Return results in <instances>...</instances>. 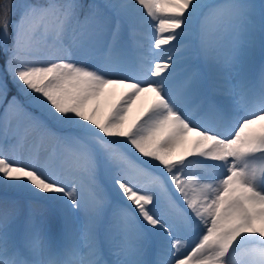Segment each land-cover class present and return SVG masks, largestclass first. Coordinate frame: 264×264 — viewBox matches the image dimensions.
I'll return each instance as SVG.
<instances>
[{
    "label": "snow or ice",
    "instance_id": "6c2138e0",
    "mask_svg": "<svg viewBox=\"0 0 264 264\" xmlns=\"http://www.w3.org/2000/svg\"><path fill=\"white\" fill-rule=\"evenodd\" d=\"M0 264H264V0H0Z\"/></svg>",
    "mask_w": 264,
    "mask_h": 264
},
{
    "label": "bare ground",
    "instance_id": "6f19581e",
    "mask_svg": "<svg viewBox=\"0 0 264 264\" xmlns=\"http://www.w3.org/2000/svg\"><path fill=\"white\" fill-rule=\"evenodd\" d=\"M258 2V0H257ZM120 92H121V89H117L115 91V95L110 97L107 101V103H111V102H114L120 95ZM141 110V104H140V101L137 102V104L133 107L132 109V114H133V118L138 115L139 111Z\"/></svg>",
    "mask_w": 264,
    "mask_h": 264
},
{
    "label": "rangeland",
    "instance_id": "374dc122",
    "mask_svg": "<svg viewBox=\"0 0 264 264\" xmlns=\"http://www.w3.org/2000/svg\"><path fill=\"white\" fill-rule=\"evenodd\" d=\"M134 106H135V105H134ZM134 106H133V107H134ZM105 110H106V109H105ZM131 118H133V114H132V113H131Z\"/></svg>",
    "mask_w": 264,
    "mask_h": 264
}]
</instances>
